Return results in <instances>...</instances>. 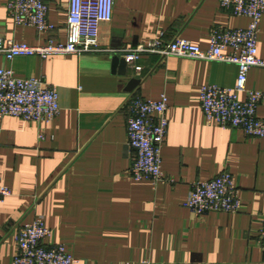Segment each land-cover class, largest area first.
Here are the masks:
<instances>
[{"label":"crops","instance_id":"0c3cea01","mask_svg":"<svg viewBox=\"0 0 264 264\" xmlns=\"http://www.w3.org/2000/svg\"><path fill=\"white\" fill-rule=\"evenodd\" d=\"M45 1L53 32L16 25L9 0H0V36L32 45L66 43L70 0ZM248 24L220 0H115L97 52L13 60L0 54V68L54 85L61 107L50 122L0 118V173L11 189L0 203V264H12L18 252V226L38 216L52 230L49 244L65 245L79 264H264V138L208 124L200 101L204 85L234 86L237 65L144 54L138 60L142 83L129 90L139 77L128 65L123 74L114 64L122 51L160 36L181 35L207 49L213 28ZM258 48L264 58V15ZM247 87L264 92V68L249 71ZM162 94L170 105L162 150L169 181H137L130 174L136 153L128 144L129 99ZM258 115L264 118V100ZM225 171L241 189L240 211L196 217L186 206L192 183Z\"/></svg>","mask_w":264,"mask_h":264},{"label":"built area","instance_id":"2783aa9c","mask_svg":"<svg viewBox=\"0 0 264 264\" xmlns=\"http://www.w3.org/2000/svg\"><path fill=\"white\" fill-rule=\"evenodd\" d=\"M220 5L237 16L247 17L248 26L213 28L207 49L181 35L169 41L160 36L134 49L122 51L121 55L139 78L143 67L138 60L144 54H156L162 60L179 56L237 65L238 76L234 86L208 84L201 87L200 101L206 122L241 129L249 136L264 138V118L258 115L264 92L247 87L249 71L253 67L264 68V58L259 56L258 48L264 0H220ZM114 8L115 0H70L69 39L66 43L50 40L47 44L32 45L0 36V54L13 60L19 56L46 59L54 55L97 52L101 47V25L111 21ZM7 9L16 25L35 27L41 33L55 30V25L49 21V7L45 0H9ZM242 93L246 95L244 99L241 98ZM59 100L58 89L42 77H19L12 68H0V118L14 116L28 122H50L61 112ZM129 104L132 115L128 123V144L136 153L130 168L131 176L137 181H169L162 166V150L170 122L168 96L162 94L160 99L132 96ZM40 138L45 139L46 135L41 133ZM240 191L235 175L225 171L210 180L193 182L186 206L196 217L209 212L237 213L242 207ZM10 194L11 189L3 183L0 173V203ZM51 235L52 230L46 226L42 216L20 224L16 234L18 252L12 264H79L80 260L65 245L49 244ZM261 241L264 249V228ZM142 264L175 263L146 260Z\"/></svg>","mask_w":264,"mask_h":264},{"label":"water","instance_id":"95a60500","mask_svg":"<svg viewBox=\"0 0 264 264\" xmlns=\"http://www.w3.org/2000/svg\"><path fill=\"white\" fill-rule=\"evenodd\" d=\"M118 58H116V60L114 61V64L115 65H119L120 64L122 73L125 74L126 70H127V62H126V60L124 58H120V57H118ZM140 83H142V79H140V78H132L131 82H130L129 90H132L136 86L140 85Z\"/></svg>","mask_w":264,"mask_h":264}]
</instances>
